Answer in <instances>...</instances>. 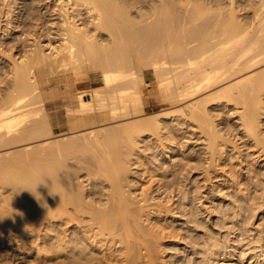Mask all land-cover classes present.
Returning <instances> with one entry per match:
<instances>
[{"label": "bare ground", "instance_id": "obj_1", "mask_svg": "<svg viewBox=\"0 0 264 264\" xmlns=\"http://www.w3.org/2000/svg\"><path fill=\"white\" fill-rule=\"evenodd\" d=\"M7 1H10V0H4V2H6L5 4H7ZM11 1H13V4H15L14 0H11ZM32 1H33L32 3L29 2V3H31V5L28 4L29 7L28 6L25 7V10L27 12L26 16H29L30 18L32 17V19L39 14V16L36 17L37 20H40L37 23L38 26L33 28L34 30L38 31V34H37V31L34 32V34L36 36L34 39L36 40L37 38H42V37H46L47 35H50L51 31L48 30L46 28V26L48 24V21L52 20L54 18L53 17L54 15H57L60 18V22H61V23L58 22V23H60V32L57 33V35L63 39V43L56 48L55 52H52V54H50L48 56L44 55L43 50H40L37 54L32 53L31 56H29L28 60H23V62L15 64V66H14V82H15L14 83L15 84L14 89L15 90H14V92H12L11 94L9 93V95H8V98H7L8 106H7V108H6V105L4 107L5 109L3 107H0V136H8V135L16 136L13 134L15 132H19L22 135H29V134L42 135L43 131L49 130L51 123L48 120V117L51 116L50 114H52V113L54 114V112H51L50 110H47L48 112L43 111L44 113L46 112L47 114L49 112H51V113L48 114L49 116L46 115L47 118L43 117V118H41L37 121H34V122H33L34 119H31L30 117L29 118L31 120L30 119L29 120L24 119L23 117H26L27 113L29 114V112L27 111L29 106L28 105L26 106V104L29 103V105H31L29 101H31L30 99H32V98H30L28 100L25 96L29 95L30 92H31V95H29L30 97L35 98V96L33 95L34 93H36V98L41 96L42 94L45 93V92L42 93V91H41L43 89V85L44 86L46 85L44 87L45 89L50 88V86L48 87V85H51V84H48V83L54 82L53 80H55V78H57V77H58V79H60L63 82L58 81L59 82L58 83L57 81H55V83L57 82V84L56 85L54 84V85L58 89L63 88V90L59 91V92H61L63 94V97L65 99L64 100L65 101V107H66L65 110H66V113L68 116L79 115V114L82 116V114L85 115L86 113L90 114V113H93L96 111L99 112L102 110L103 106H106L105 104H106L108 99L114 100L113 102H115V100L118 99L120 101H123V103L124 102L128 103V100L131 101V99H132L131 98L132 94L137 92V90H138L137 87H139L138 84H140L138 82V80H136V81L134 80L136 78L135 75H131L136 71L135 69H134L135 71L133 70V65H132L133 64V56L134 55L138 56L139 54H142L144 50H145V53L149 54L150 56L153 55L152 53H155L154 57H152V58H154L152 63H151V60L149 61L150 62L149 64H151L152 67H149V65L147 67L148 68H155V70H154L155 75L159 79L158 82L159 83L161 82L160 87H161V85L163 86V88H164L163 94H164V96H167L164 98H168V97L171 98L172 96H179V97L181 96L183 98L191 97L194 94H197L198 92H200L202 90H205L209 87H212L213 85H215V84H217V83L221 82L222 80H225L229 77H232V76L236 75L237 73L239 74V72L241 73V71H245L247 68H250V67H252V66H254V65H256V64H258L264 60V57L261 56V54L264 52V50L261 49L264 46V45H262L264 43V33L262 31H264V30L259 28L260 30H262V31H259V30H257L258 27L255 29L254 26H250L249 24H248L249 25L248 26L247 24H244V22H246L244 20H243L244 21L243 23L238 22L237 18H236V13L233 11L232 12L235 14V17H233L234 15L233 16L230 15L231 17L228 18V15H227L228 19L225 17L226 19L223 18L224 20L221 19V21H219V22H217L218 20L216 21V19L214 21L212 18V20L214 21L213 24L219 25L217 27H213L214 25H211L212 23H210V25H209L208 21H207V23H208L207 24L205 22L206 19L203 17V16L207 17V15L209 16L210 12H208L206 10L207 9L209 10V8H211V7L207 6L208 8L206 7V10H205V8L203 9V5L206 4V3L202 4V1H204V0L200 1V4H199L200 6L198 5V7L196 6L197 4L196 5L192 4L193 7L195 6V8H194L195 10L194 9L191 10L192 13L194 10V13L192 14L191 17H193L192 19H194V17H198V18L203 17L205 19L204 22L206 24L204 23L205 25L203 24L202 25L203 27H201L200 25H198V26L196 25V27L193 26L195 29L194 32L192 29L193 27L190 28V26H189V28L192 30V31L189 30V32L191 31L190 34L187 31H185L186 29H184L183 31L187 32L189 34V36L185 35L186 34L185 32L183 34L182 29H180V26H182V24L178 26V24L175 23V22H177L176 18L174 19V10L176 8L172 11L173 7L171 8L170 6H168L169 3L165 5L166 7L162 6L163 8L165 7L164 9L160 6L159 3H162V5H163L164 3H167L168 0H166V2H165V0L164 1L162 0V2H161V0H159L160 2L158 4L162 8V10H160L161 8L159 7L160 8L159 9L157 7L158 4H156L157 5L156 7H157V9H159L160 12L157 13L156 7H155L156 11L154 10L155 12L152 10L154 14L157 13L156 16L153 14V16H155V17L151 19L152 21L155 22V23L153 22L154 24H151L152 22H149V21H148L149 23L146 22L147 24L145 22H142L144 15L140 16L143 13H141L139 15L140 16L139 21L142 22L144 26L140 25L141 23L138 22V19H136V21L138 23L136 21H134L135 20L134 16H131V17H133L134 20L130 17V15H129L130 6L125 5L123 3L121 4L120 2H122V1H120V0H62L60 2L59 6H57V8H52V9L47 8V10L44 12L41 9V13H38L37 11H39V10L36 9V6L38 5V3L40 1L37 0L38 3L36 1L34 2V0H32ZM187 1H189V4H190V0H187ZM123 2H125V0ZM174 2H173V0H171L170 4L172 5V3L174 4ZM177 2H175V3H177ZM193 2L194 1H192L191 3H193ZM40 3H42V2H40ZM179 3H180V1H179ZM5 4H4V6H5ZM126 4H127V1H126ZM181 4H185V3L182 2ZM181 4H180V6H181ZM201 4H202V6H201ZM210 4H211V2H210ZM261 4H262V7L260 6ZM261 4L259 5L260 8L264 9V6H263L264 2ZM10 5L11 4L9 2V4H7L6 6L11 7ZM23 5L25 6V4H23ZM177 5H178V3H177ZM177 5L174 4V7ZM38 6L40 7V5H38ZM128 6H129V8H128ZM213 6H214V4H213ZM76 7H80V18H79V14L77 13L79 10L77 11ZM178 7H179V5H178ZM183 7H179V8L182 9ZM11 8H13V7H11ZM185 8H186V10H188L186 6H185ZM215 8H217V7H215ZM189 9H190V7H189ZM214 9L211 8V11L212 10L214 11ZM221 9L222 8H220L219 10L221 11ZM10 10H12V9H10V8L7 9L8 13L6 12V15L7 14L9 15ZM82 10H85V12L89 14L88 17L90 16L92 18L89 20L95 26L97 31H98V29L102 28L101 30H105V31L107 30V32L111 33V34L110 33L109 34L111 36H113V38H114L113 40H115V41H113L114 44H113V46H111V48L109 50L102 49L94 41V39H93L94 36H92V34H91L92 31L88 27H85V26L79 27V24L77 23V21L80 20V25L85 24L83 21L85 19L83 18L84 13L82 12ZM186 10L184 13L187 12ZM219 10H217L218 12L215 13V11H216V9H215L214 14H217V16H218ZM170 11H171V13H170ZM213 11L211 12V14L213 13ZM2 12L4 13V11H2ZM172 12H173V16H172ZM175 12H177V11H175ZM261 12H263V11L261 10ZM261 12L259 13L260 16H261ZM229 13H230V9H229ZM180 14H182V13H180ZM189 14H190V10H189ZM50 15H52L50 18H46L47 16L49 17ZM184 15H182V18H184L183 17ZM237 15H239V14L237 13ZM259 15L257 14V18ZM153 16H150V17H153ZM177 16H179V15L177 14L176 17ZM185 16H188V15H185ZM29 17H28V19H29ZM211 17H212V15H211ZM262 17H263V15H262ZM188 18L191 19L190 17H188ZM177 19L179 20V17ZM204 19H202V20H204ZM262 19H264V18H262ZM93 20H94V22H93ZM182 20L183 19H181L179 21H182ZM188 20H187V22L190 24V22ZM198 20H201V18ZM87 21L88 20H86V24H89V23H87ZM143 21H145V20H143ZM179 21H178V23H180ZM20 22H22V21H20ZM196 22H197V20H196ZM174 23L177 27H173ZM202 23H203V21H202ZM136 24L137 25L139 24L141 27L140 26L135 27ZM194 24H196V23H194ZM194 24H192V25H194ZM184 25H185V23H184ZM260 25H261V23H260ZM260 25H258V26H260ZM262 25H264V23H262ZM86 26H88V25H86ZM186 26H188V25H186ZM178 27H179V29H178ZM211 27L213 29H216V28H218V29L213 30V29H211ZM175 28H176L177 33L174 30ZM181 28H184V27H181ZM197 28H198V30H196ZM177 29L179 31H182V34H181V32H179L180 34H178ZM187 29H188V27H187ZM258 31L260 32V34ZM93 35H94V33H93ZM180 35L184 36V38L186 37V39L189 37L191 39L189 38V39L185 40L184 38H181ZM178 37H180L179 38L180 40L178 39ZM158 39H160L159 44L161 41L163 42L160 44L162 46H160L158 43H155V41L156 40L158 41ZM171 39H173V42L175 41L174 42L175 44H173ZM193 39H194V41H196V40L198 41V39H199L200 42H198L197 44L195 43L196 46L194 45V47H193V45L191 47H189L188 48L189 50L186 49V45L182 46L185 44L184 43L185 41H186V43H188V41H189V43H191V42L193 43V41H192ZM164 40L167 41V45H168V41H171V42H169L170 43L169 45L172 44L173 47L175 46L174 48H170L171 49L170 53H168V50L170 51V49H168V48L172 47V46L165 45L164 42L166 43V41H164ZM190 40H191V42H190ZM179 41H183V42H181L182 44H180ZM154 44L155 45L158 44V45L155 46ZM259 45H261V47L259 49H257L259 47ZM187 47H188V45H187ZM182 48H183V53H182ZM146 49H147V51H152L151 52L152 55L150 53H147ZM148 49H150V50H148ZM179 49H181V52ZM253 49L256 52H258L259 50H263V51L262 52L260 51L259 53L252 54L254 52ZM98 53H100L101 55ZM262 55L264 56V54H262ZM258 57H260V58H258ZM94 64L96 65V67L93 66ZM128 70H130V72L132 70L133 73L131 72V74H127V73H129ZM33 72L35 75L32 74ZM87 73L92 74L93 75L92 77L94 79L92 82L93 83V90L89 94L90 97H85L86 93H84V92H86V91L84 89H82L83 87L86 86V83L88 81V78L86 76ZM137 73H139V72H137ZM31 74L33 76L37 77V78L36 77L34 78L36 81H33L32 80L33 78L31 79V77H30ZM129 75L134 76L135 78L129 77ZM140 77L141 76H139L138 78H140ZM245 77H246L245 79L242 77V79H244L243 80L244 83L238 81L240 84L244 85L239 90V96H240V98H242L241 96H245L248 93H253V98L251 99L250 102L245 103V107H244L245 110H243L244 112L242 111L243 117H241V118H243L242 122L245 119L244 125L246 124L245 125V126H247L246 129L249 128L247 130L250 131L248 133H250V135L252 137L256 136V137H254L256 139V144L258 143L259 145H262V143L264 142L263 141L264 136H262V134H261V137L259 138V131L260 130H259L258 124H260V122H261V119H260L262 116L261 114L264 113L263 112L264 111V101H262L261 98H259L260 93H259V96L257 94L260 90L263 89L261 87L264 86V73L262 76L250 75V76H245ZM127 78H128V80L125 81V79H127ZM58 79H56V80H58ZM62 79H65L67 81L64 82V80H62ZM123 79L125 82H123L121 84H119L117 82V80H119V82H120V80H123ZM140 79H142V78H140ZM140 79H139V81H140ZM115 81L119 85L116 84L117 86L114 85L111 87H107V85L109 86L112 83H114ZM133 81H134V83L138 82L136 84V85H138V86H136L137 90H135L134 93L130 91L135 86ZM142 81H143V79L141 80V82ZM172 83H173V87L176 84L175 91L173 90L174 88L172 89L174 92L171 90L174 94L171 93L169 90L171 88L170 86H172L171 85ZM62 84L66 85V87L65 88L60 87ZM237 85H238V83H237ZM38 86H42V89L41 90L37 89V88H39ZM51 87H53V86H51ZM130 87H131V89H130ZM57 88H56V90H57ZM71 88H73V89H71ZM140 88H139V90H141ZM238 88H239V86H238ZM35 89H37V91H40L41 93H37V91ZM45 89H43V90H45ZM126 89L127 90L130 89L129 92H127ZM32 91L33 92L36 91V92L33 93ZM45 91L47 92V90H45ZM51 91H53V89ZM263 91H264V89H263ZM234 92H232V93H234ZM77 93H79L81 95H77ZM139 93H142V91ZM139 93H136V95L137 94L140 95ZM152 93H154V91ZM161 93H162V90H161ZM254 93L256 95H254ZM261 93H262V91H261ZM73 94H76V95H73ZM44 96H45V94H44ZM141 97H143V96L141 95ZM251 97H252V95H251ZM42 98H43V96H42ZM231 98H232V96L229 99H231ZM24 99H27L28 102H26V100H24ZM41 99L39 101L45 100L46 98L42 99V100ZM135 99H136V97H135ZM137 99L140 100L138 97H137ZM233 99H235V98L233 97ZM36 100H38V99H36ZM46 100H48V99H46ZM105 100H106V102H104ZM246 101H249V100H246ZM42 103L44 104V102H42ZM23 104H25V105H23ZM46 104H47V102H46ZM109 104H112V103H109ZM56 105H58V101H56V100L50 101L49 100V105H48L49 108L48 109L55 107ZM116 105H118V104H116ZM23 106L26 107V111H27V112H25L26 114L23 113L25 111V109H24L25 107H23ZM41 106H42V108H44L43 110H45L44 105L41 104ZM118 106L120 107V104ZM106 107L108 108V106H106ZM1 108H3V109H1ZM118 108H116V109H118ZM20 109L24 110V111H22V113H19ZM32 109H34V108H32ZM32 109H30V111ZM104 109L106 110V108H104ZM109 109H110V107H109ZM17 111H18V115H17V113L15 114V112H17ZM261 112H263V113H261ZM19 114H22V115L25 114V116L24 115L21 116ZM28 114H27V116H28ZM29 115H31V114H29ZM86 116H87V114H86ZM83 118H85V117H82V118H76V117L72 118L71 117L72 123H70V124H79L80 123V125H82L85 123V119H83ZM23 120H26L24 122L31 121V122H33V124L31 123L30 124L31 126L28 124V127L25 128L26 123H24ZM50 120L52 121V119H50ZM21 122L24 123L25 126H24V124L22 125ZM20 124L23 126V128H21V129L19 128V127H21ZM261 124H263V123H261ZM245 126H244V128H245ZM134 130H135V127H134ZM137 132H138V135H140L139 131H137ZM140 132H142V130H140ZM213 133L211 134V136L213 135ZM133 134H135V133L133 132ZM126 135L127 134H125L123 137L122 136H118V137L120 139H121V137L125 139ZM257 135H258V137H257ZM111 136H112V134H111ZM111 136L109 135V137H108V135H107L108 139H110ZM135 136L137 137L136 134H135ZM128 137H126V138L129 139ZM130 137H132V136H130ZM217 137H218V135H217ZM261 138H263V140H261ZM96 139L98 140V137ZM96 139H94V140H96ZM127 139H126V141H127ZM213 139H215V138H213ZM2 140L3 139H1V141ZM90 140L94 141L93 139H90ZM140 140L142 141V139H140ZM99 141H96V142L99 143ZM124 141L125 140H123V142ZM130 141H133V142H129V144L132 143V145H133V143H134V145L136 147L138 146L137 143L135 144V142H137V141H135L134 138H133V140H130ZM4 142H6V141H3V144H6V145L8 144V143H4ZM121 143L122 142H120V145H121ZM87 144H90V143H87ZM124 144H126V142H124L122 144L123 147H124ZM6 145H4V146H6ZM95 145L98 146V144H95ZM95 145L93 144V146H95ZM132 145L129 146L128 148L125 147V150H126V148L129 150L130 147H132L133 149H130L129 151L126 150V151L127 152H130L131 150L135 151L136 150V149H134L135 146L134 145L132 146ZM90 146H92V145H90ZM101 146H103V145L101 144ZM101 146L98 149L99 152L101 151ZM114 146L116 147V145H114ZM125 146H127V144ZM262 146L264 147V144ZM106 147L108 148V146H105V149H107ZM89 148H91V147H89ZM47 149L48 148H46L45 151H47ZM69 149L70 148H68V151H69ZM80 149H81V146H80ZM116 149L117 148H115V150ZM119 149H121V148H119ZM212 149L213 148H211V150ZM33 150H35V149H33ZM51 150H53L52 147L50 148V151ZM61 150L63 151V149H61ZM102 150H104V147ZM122 150H124V148H122ZM41 151H39V153H35L31 156H35L37 154L39 156V155H41L40 154ZM50 151L48 150V152H50ZM62 151H61V153H62ZM94 151H96V150H94ZM133 151H131L132 154H133ZM140 151H141V149H140ZM36 152H37V150H36ZM65 152L69 155V153L67 151H65ZM72 152L73 151L70 150V153H72ZM96 152L100 156V159H102V157L105 155L104 153H103L104 155H100L98 151H96ZM101 152H103V151H101ZM116 152H119V150L118 151L116 150ZM215 152L214 153L211 152V153L215 155ZM262 152H264V151H262ZM45 153H47V152H45ZM53 153H55L54 150H53ZM94 153L95 152H93V154ZM131 153H130V155H132ZM143 153H144V151H143ZM44 154L42 155V156H44V158L42 157V159H45V156H49V155H46V154L44 155ZM47 154H49V153H47ZM88 154H86L87 156H85V158H83L84 157L83 155H80V157L83 156L82 157L83 161L84 160L87 161L86 163H84V166L82 165V168L83 167L86 168L85 164L88 166L92 165L88 162L89 161L87 159V157H89ZM107 154L109 155V152ZM118 154L120 155L119 156L120 158L123 156V154H120V153H118ZM14 155H16V154H14ZM52 155H51V157H54V155L53 156ZM64 155L67 156L65 153H64ZM64 155H62V156L64 157ZM72 155L70 154L71 158H72ZM112 155H113V153H112ZM127 155H128L127 158L131 157L129 154H127ZM136 155H138L137 152H136ZM55 156H56V154H55ZM73 156H75V155H73ZM97 156H95V157H97ZM105 156H104V158L106 159L107 156L106 157ZM51 157H49V158H51ZM95 157H92V158H95ZM124 157H126V156L124 155ZM124 157H122V162H123ZM134 157L135 156H133V158ZM31 158H28V159H31ZM35 158H33V159H35V161L30 162V163H28L29 161H27V160H25L26 163H24L23 162L24 159L21 161V163L18 162L17 159H14L15 162H12V164L8 163V164H10L8 167H11V165H13L12 168H10V170L12 171L11 176H9L11 173V171H9V168L7 166H5V164L4 165L0 164V185L4 184V183H2V180H5L7 178L8 174H9L8 175L9 177L13 176L12 178H15V180H16L14 183L15 187L13 188L14 191L16 189V192H14V193L18 192L17 193L18 197L19 198L22 197L21 202L23 203L25 201L27 203H24V205L28 204L30 206L29 207L26 205L27 210L29 207V210L31 208V210L33 211L32 215L28 214V213H27L28 214L27 215L26 214V208H25V210H23V211H25L24 212L25 215H24L22 213L23 211L21 212L22 208L21 209L19 208L16 210H19L21 212V214L18 211L19 215H17V212H16L15 216H14V212H13V214H11L12 208H10V205H9L8 208H10L11 213L9 212L8 208H7L8 211L6 212V215L4 214V211H2V212H3V216L5 215V218L7 216V220H9V218H10V220H9L10 225H13L11 227H8L6 225L7 222L4 221V217L0 213V243L2 244V243L10 242L9 247L12 248V251L10 250V252H5V254L0 253V264H12L14 262L15 258L17 256L19 257L21 255H25V259H26V255H28V254L30 255V253L32 252V249L35 250L36 257L43 260V261L38 262L37 264H45L48 262H52L53 264L54 263H56V264H157V260L160 257V253H162L161 252V250H162L161 245L163 243H166V242H164V240L162 241L164 236H162V238H160L159 234H162V235L165 234V235L170 236V235H172V233L168 230L166 231L165 225H162V226L157 225L158 228H156L157 227L155 225L156 221L154 222L153 226L151 223L150 228L145 226L143 224V222L148 220V223L150 224L149 221H151L150 220L151 217H154L153 214H155L156 212L160 213L162 211H168L171 208H170V205L167 204L168 202L166 203V202H164V200L162 201L161 199H160L161 202H159V200H156V199H155L156 203L151 202V201H154L153 200L154 197H152L153 194H150L151 191H153V190H150V191L147 190L148 192L144 191L145 193H143V194L141 192L142 196H138V194L135 195V192H133V190H132L133 187H130L132 185H130L129 181H128V185L130 188L126 187L127 184L125 185L126 181L124 179L127 178V175H128V174H126V171L127 172L129 171L128 173H130L131 172L130 169L132 168V165L134 164V163L133 164L130 163L131 161H129L132 157L128 158L129 163H127L126 165L123 164L124 162L122 163L120 161L121 160L120 158H119V160H115L117 157L110 159V160H112L111 162L109 161V159L108 160L106 159L107 164L105 163V165H103L104 160L100 161V159L97 157V160L99 159L98 162L99 161L101 163L103 162L102 164L100 163L101 166L102 165L104 166L103 168H100V165L97 164L98 168L102 169V171L103 170L105 171V172L103 171V173H100V174L101 175L104 174L105 176L108 177V178L103 177V179H110L111 180V182L109 180L110 186L107 185L108 187H110V191H109L108 187L106 188L109 191L108 193H105L102 191L105 188H102L100 190V192H99V190H97L98 188L95 189L100 184L98 186H97V184L93 185V186H96L93 189H90V187H89L90 190H88V189L86 190V188L84 190V189H81V187H85L86 185L81 183V184H79L80 188L77 189V187L74 186V185H76V183L75 182L72 183V182L75 181L74 178L78 176L77 174L79 172L76 173V176L73 177L75 168L72 166V164L74 161H72V163H70V161H69L70 158L68 159L69 164H67L68 163L67 161L65 162L64 158H63L64 159V161H63L61 156H60V158L58 157L60 159V161H58L59 159H56L54 157L57 160V162L53 158L52 159L54 160V162L53 161L49 162V159H47V157H46V160H41V159L39 160L38 158H40V157H35ZM61 159H62V161H61ZM140 159H139V162L141 163L142 160H140ZM73 160H75L74 157H73ZM94 160H96V159H94ZM113 160H115V161H113ZM124 160L126 161V159H124ZM133 160L135 162V158ZM8 161H10V160H8ZM1 162L6 163V161H4V160H2ZM81 162H82V160H81ZM98 162H96V163H98ZM137 162H136V164H138V166H139V163H137ZM13 163H15V164H13ZM76 163H78V160ZM180 163H182L181 160H180ZM70 164L74 168V170H71V168H69ZM146 164L147 163H145V165ZM77 165H79V164H77ZM77 165L75 166L76 169L78 168ZM141 165H143V163ZM189 165H191V164H189ZM64 166L65 167L68 166V168H69V170H68V168L66 169L67 173L64 172V168H65ZM94 166H96V165H94ZM254 166H256V165H254ZM80 167H81V165H80ZM150 167H151V165H150ZM62 168H63V171H62ZM82 168H81V170L87 169V168L86 169H84V168L82 169ZM92 168H93L92 166H91V168L89 166L87 169V171L89 169H90L89 171H91L89 173V175L90 174L93 175V172H92L93 169ZM98 168H96L97 170H95V167H94V172L95 171L101 172V170H99ZM126 168L129 170H126ZM257 168L258 167H254V168L250 167L249 168L250 170H248V174L250 173L251 175L257 176L258 180H260L262 185H264V173H263L264 170L261 171L259 168V170H260L259 171ZM137 169H138V167H137ZM146 169H147V167H146ZM181 170H183V169H181ZM189 170H191V169H189ZM135 171L137 172L138 170H135ZM146 171H145V173H146ZM150 171L152 172V170H150ZM97 172L94 174V176H93L94 178H95V175L97 174ZM138 172H143V171H138ZM13 173H15L16 176H14ZM178 173L180 174L181 172H178ZM182 173H184V172H182ZM100 174H99L98 179L102 178L100 176ZM137 174H139V173H137ZM89 175L86 174V176H88L90 178ZM150 175H152V173L149 174V176ZM174 175H175V173H174ZM184 175H183V177H184ZM82 176H83V174H82ZM82 176H81V178H82ZM86 176L84 175V177H86ZM96 176H98V175H96ZM239 176H240V178L239 179L237 178L233 184L234 187L236 186L235 189L236 188H239L240 190H243V188L249 189L250 186L246 185L245 187H242L241 185H242V183H244V182H242L243 179H246V178L249 179L250 175H247V174L245 175V174L241 173ZM128 177H129V175H128ZM177 177L178 176H176V178ZM12 178H10V179H12ZM81 178H80V180H81ZM90 179H92V176ZM98 179H96V180H98ZM178 179H179V177H178ZM87 180H88L89 186L90 185L92 186V184H90V183L94 184V182H90L89 179H87ZM92 180H94V179H92ZM123 180L125 181V183ZM127 180H128V178H127ZM10 181L7 178L6 183H9ZM13 181H14V179H13ZM13 181H11L10 184ZM82 181H80V182H82ZM100 181L101 180H98L97 182H100ZM76 182H77V179H76ZM247 182H248V180H247ZM166 183H168V182H166ZM77 184H78V182H77ZM249 184H250V182H249ZM79 185H78V187H79ZM164 185L165 184H163V183L161 185L159 183V187H157L161 191V193H165V192L167 193L170 189V188L168 189V187H165ZM7 186H8V184H7ZM103 186H105V184ZM134 186H136V185H134ZM12 187H13V185H12ZM28 188L30 190H32L31 192L34 194L33 195L31 193L34 196V197L31 196L32 199H30V197H28L27 194H26V196L28 197V199H26L27 197L23 194V193L28 192L27 191V190H29ZM221 188L222 187H220V189ZM158 189H157V191H158ZM262 189L264 190V186L262 187ZM74 190H77V191L74 192ZM78 190H80V193H78ZM10 192H11V190H10ZM70 192H73L72 197L69 194ZM263 192L264 191L261 192V195ZM76 193L80 194V202L78 205H77L78 202H75V201H77L76 199H78L77 197H79V196H76L77 195ZM19 194L22 196H19ZM68 194L70 196H67ZM261 195H260V197H261ZM23 196L26 197V198L24 197V201H22ZM257 196L259 197V195H256L255 197L257 198ZM9 197H10V195H9ZM74 197H75V200H74ZM263 198H264V196H263ZM261 199L262 198H260V201L257 199L258 202L255 201L256 203L255 204L253 203L251 205L252 209L254 210V215H256V214L258 215L259 210L264 211V199L263 200H261ZM167 200H169V199H166L165 201H167ZM73 202H74V204H71ZM15 203H17V202H15ZM13 205H14V203H13ZM13 205L11 207H14V209H15V206H13ZM21 205L22 204H19V206H21ZM68 205H69V207H70V205H72V206L75 205V209H76V206H79L80 209H79V207H77V210H79L80 213L77 210H75V211H77V213L71 212L70 210L67 211ZM3 206H6V203ZM17 207H18V205H17ZM4 208L6 209V207H4ZM249 209L252 210L250 207H249ZM249 209H247V210H249ZM29 210H28V212H29ZM32 211H30L29 213H31ZM256 211H258V212H256ZM8 212L12 215V217H10L11 216L10 215L8 218V215H7ZM248 212H251V211H248ZM251 213H249V214L252 215L253 213L252 214ZM254 215H252V216H254ZM198 220L199 219H197L196 221H198ZM245 220H243V221H245ZM200 221L201 220H199L198 222H200ZM246 221H248V220H246ZM71 222H72V224H71ZM69 223L71 225H69ZM248 224L250 226V229L253 230L254 227L251 226L250 222L249 223L245 222V225H248ZM64 225H68V226L66 227ZM245 225H243V228H242L243 230L246 229V228L244 229V227H246ZM14 226L16 228H13ZM167 226H168V224H167ZM5 227H7V228H5ZM252 227H253V229H252ZM222 228H219V229H222ZM238 228L240 229V226ZM210 229H209L210 231L206 230L208 232V236L206 235L207 236L206 239H209L208 237H211L213 239L215 237L214 235L217 233L216 228L215 229L210 228ZM242 229H241V231H243ZM206 231H205V233H206ZM219 231H221V230H219ZM241 231L239 230V232H241ZM246 231H248V230H246ZM239 232H238V234H239ZM256 232L257 233L264 232V228L263 227L256 228ZM230 233H231V231H230ZM243 233L244 234L246 233L245 236ZM73 234H75V235H73ZM241 234H239L243 237V238L240 237L241 239L246 238L245 240H247L249 238V234H247V232L244 231V232H241ZM239 235H237V236L239 237ZM263 235L262 234L258 235V241L260 243L264 239ZM241 239L239 240V242L241 241ZM208 242H209V240H208ZM211 242L212 241H210L211 246H208V247H210L213 251L215 249L214 246L217 245V242L216 243H214V242L211 243ZM239 242L237 241V243L235 244L237 247H239V245H241L243 240L240 243ZM258 247L264 251V248H263L264 243H261ZM193 250L195 252H197V249H193ZM37 254H39V255H37ZM40 254H42V255H40ZM213 254H217L215 259H217L218 263L227 264V261H228L227 257H225V256L221 257V253L217 252L216 250L212 252V255ZM251 254H253V252H251ZM255 255H256V253L253 254V256H255ZM31 256H32V254H31ZM245 257H246V255L243 254L242 259H244ZM11 258H14V260ZM10 259H11V261H9ZM39 259H38V261H39ZM28 260L26 262L29 263L30 260L29 261ZM256 261H257V264H264V258L263 259L256 258ZM30 263L32 264L33 262H30ZM48 264H50V263H48Z\"/></svg>", "mask_w": 264, "mask_h": 264}, {"label": "rangeland", "instance_id": "obj_2", "mask_svg": "<svg viewBox=\"0 0 264 264\" xmlns=\"http://www.w3.org/2000/svg\"><path fill=\"white\" fill-rule=\"evenodd\" d=\"M35 1L38 3L37 0H34V2ZM39 1L42 3L39 2L38 5H40V7L37 5L36 9H38L40 11V12L37 11L38 13H41V9L44 12L47 10V8L48 9L49 8L50 9L57 8V6H59V4L62 0H39ZM120 1H122V2H120L121 4L123 3L125 5L130 6L129 15H130V17L134 16L135 20L133 19V17H131L134 21H136V19H138V22H140L139 17L144 15V18L143 17L142 18L145 21L142 20V22L146 23L149 21V22H152L151 24L155 23L151 19L154 18L158 12H160L159 9L162 6H165L166 4L169 3L168 6H170L171 8L173 7L172 11L176 8L174 10V19L176 18L177 22H175V23L178 24V26L182 24V26H180V29H182V31L184 29H186L185 31H187L189 34L192 31L190 28H192L193 26L196 27V25L197 26L200 25L201 27H203L202 25L205 22L207 23V21H208L209 25H210V23H212L211 25H214L213 23H214L215 19H216V21L218 20L217 22H219V21H221V19H223L225 17L227 18V15H228V18L233 16V15H234L233 17H235V14L233 12L236 13V18H237L238 22L243 23L244 21H246V22H244V24H247V25L249 24L250 26H254L255 29L258 27L257 30H259V31H262L260 29L264 30V27H263L264 25H262V23H264V19H262V18H264V9L260 8V6L262 7L261 3H263L264 0H206V1L205 0L204 1L192 0V1H194L193 3H191L192 1L190 0V4H189V1H187V0H177L178 2L176 0H173V2L175 1L178 3L179 7L184 6L182 9L179 8L177 3H175V2H174V4L177 6L174 7L173 3H172V5H173L172 6L170 4L171 0L170 1L168 0L167 3L163 2L164 3L163 5H162V3H159L160 2L159 0H125V2H123L124 0H120ZM126 1H127V4H126ZM179 1H180V3H179ZM200 1H202V4L206 3L205 5H203V9L205 8V10H206L207 6L213 8V9L215 7H217V8H215L216 11L214 9V11L216 13V12H218L217 10L222 8L221 11L219 10V15L220 14L221 15L217 16V14H214L213 10H212L213 13L211 14L212 11H211V8H209L210 11L208 9L206 11L210 12V14L208 13L210 17L208 15H207L208 18L203 16L206 19V21L203 17H199V18L194 17V19H192L193 17H191V16L195 10L194 9L195 6L193 7V5L197 4L196 6L198 7V5L200 4ZM9 2L11 4L10 6L13 8L6 6L7 4H9ZM29 2L32 3L33 1L32 0H18V1L14 0L15 4H13V1L10 0V1H7V4H5L6 2H4V0H0V107H3V108L5 107V105L7 108V106H8V103H7L8 95H9V93L11 94L15 90L14 89V86H15V84H14L15 83L14 82V66H15V64L21 63V62H23V60H28L29 56H31L32 53L37 54L40 50H43L44 55L48 56V55L52 54V52H55L56 48L63 43V39L57 35V33L60 32V23H61L60 18L57 15H54L53 16L54 18L52 20L48 21V24L46 26V28L51 31L50 35H47L48 37L46 36V37H42V38H37L36 40L34 39L36 37L34 32L37 30H34L33 28L38 26L37 23L40 20H37V18H36L39 16V14L36 17H34L33 19H32V17L30 18L29 16H26L27 12L25 10V7H27V6L29 7L28 4L31 5V3H29ZM161 2H162V0H161ZM165 2H166V0H165ZM182 2H184L185 4L187 2L188 3L185 5V4H181ZM210 2H211V4H210ZM158 3L160 4L161 7L159 6ZM4 4H5V6H4ZM23 4H25V6ZM156 4H158V6ZM180 4H181V6H180ZM202 4H201V6H202ZM213 4H214V6H213ZM129 6H128V8H129ZM156 6L158 8L159 7L160 8L157 9ZM185 6L187 7L188 10H186ZM263 6H264V4H263ZM7 7L12 9V10H10L9 15L8 14L6 15V12L8 9ZM155 7L157 9L156 14L153 13L154 10L156 11ZM189 7H190V9H189ZM162 8L160 10H162ZM76 9H77V11L79 10L77 13L79 14V18H80V7H76ZM184 9L188 13L187 12L184 13L185 12ZM192 9H194L193 13L191 12ZM229 9H230V13L233 11L231 14L229 13ZM189 10H190V14H189ZM261 10L263 12H261ZM2 11H4V13ZM175 11H177V12H175ZM82 12L84 13L83 18L85 20H83V21L85 24L80 25V20H79V21H77V23L79 24V27H83V26L88 27L94 33V35H93V33L91 32L92 36H94L93 37L94 41L102 49L109 50L111 48V46H113V44H114L113 41H115V40H113L114 39L113 36L110 35L111 33L107 32V30L106 31L101 30L102 28L98 29V31H97L95 26L89 20V19H92L90 16L88 17L89 14L86 13L85 10H82ZM260 12H261V16L259 15ZM141 13H143V14H141ZM170 13H171V11H170ZM180 13H182V14H180ZM237 13L239 15H237ZM153 14L155 16H153ZM177 14L179 16L176 17ZM184 14L188 15V16H185ZM257 14L259 15L258 18H257ZM182 15H184L183 16L184 18H182ZM211 15H212V17H211ZM262 15H263V17H262ZM51 16L52 15H50L49 17L47 16L46 18H50ZM150 16H153V17H150ZM172 16H173V12H172ZM28 17H29V19H28ZM178 17H179V20H181V19H183V20L179 21L177 19ZM188 17H190L192 20L189 19ZM200 18H201V20H198ZM212 18L214 21L212 20ZM202 19H204V20H202ZM86 20H88L87 23H89L90 25L86 24ZM187 20L190 22V24L187 22ZM196 20H197V22H196ZM20 21H22V22H20ZM178 21L180 23H178ZM202 21H203V23H202ZM58 22H60V23H58ZM93 22H94V20H93ZM142 22H140L141 23L140 25H143ZM175 23H174L173 27H177L175 25ZM184 23H185V25H184ZM194 23H196V24H194ZM260 23H261V25H260ZM192 24H194V25H192ZM86 25H88V26H86ZM140 25L136 24L135 27L140 26ZM186 25H188V26H186ZM258 25H260L261 27ZM189 26H190V28H189ZM217 26H219V25H214L213 27H217ZM181 27H184V28H181ZM187 27H188V29H187ZM194 27L192 28L193 32L195 31ZM178 29H179V27H178ZM211 29H213V28L211 27ZM217 29L218 28L213 29V30H217ZM174 30L177 33L176 28ZM189 30H191V31L189 32ZM196 30H198V28ZM182 31L178 30V34H180L179 32H181V34H182ZM185 31H183V34ZM187 32H185L186 33L185 35L189 36V34ZM262 32L264 33V31H262ZM37 34H38V31H37ZM259 34H260V32H259ZM179 38L180 37H178V39ZM181 38H184V36H181ZM189 38H187V39H189ZM184 39L187 40L186 37ZM159 41H160V39H158V41L156 40L155 43L159 44ZM164 41H166V40H164ZM171 41L173 42V39H171ZM171 41H168V45H167V41H166V43L164 42V44L167 46H172V44L169 45L170 44L169 42H171ZM192 41H193V43L191 42V40H190L191 43H189V41H188L189 44L186 43V41H185L184 42L185 44L182 46L186 45V49L189 50L188 49L189 47H191L192 45L194 47V45L196 46V44L198 42H200L199 39H198V41L197 40L194 41V39ZM174 42H173V44H175ZM179 42H180V44H182L181 42H183V41H179ZM161 43H163V42L161 41L160 44ZM158 44H156V45H158ZM187 45H188V47H187ZM262 45H264V43ZM160 46H162V45H160ZM174 47L172 46V47H169V48L167 47V48L170 49V48H174ZM260 47H261V45H259V47L257 49H259ZM261 49L264 50V46ZM148 50H150V49H148ZM179 50L181 52V49H179ZM255 50L252 54L259 53L260 51L261 52L263 51V50H259V51L257 50L258 52H256ZM146 52L151 54L152 51H147V49H146ZM170 52H171V49H170V51L168 50V53H170ZM100 53H98V54H100ZM144 53H145V50L143 51L142 54H139L138 56H136V55L133 56V64L132 65H133V70L134 69L136 70V71L134 70L135 74L132 72V70H131V72L133 74H131L130 70H128L129 73H127V74H131V75H135L136 78L134 76H131V75H129V77L135 78L134 80L135 81L138 80V82L140 83V84H138L139 87H137L138 90L136 89V86H138L136 84L138 82L134 83V81H133V83L135 84V86L134 85L133 86L135 88L133 87L131 89V87H130L131 90L129 89L133 93L135 92V90H137V92H135L131 96V98L133 100L136 97V99L134 101L130 98L131 101L128 100V103H126V102L123 103V101H120L118 99H116L115 102H113L114 100L108 99L107 102H106V100L104 101V102H106L105 105L108 106V108L106 106H103L102 110L99 112L96 111V112H93L90 114L86 113L87 116H86V114L85 115L82 114V116L80 114L68 116L66 113V110H65V108H66L65 107V101H64L65 99L63 97V94L61 92H59V91H62L63 88L58 89L57 87H55L57 82L61 81L60 79H58V77L55 78V80H53L54 82L48 83V84H51V85H48V87L50 86V88L45 89L44 87L46 85L45 86L43 85V89L47 90V92L42 89V86H38L39 88H37V89H40V90L42 89L41 91H42V93L45 92L44 93L45 96H44V94H42L41 96L36 98V93H34V92H36L37 89H35L36 91H34V92L32 91L34 93V94L33 93L32 94L35 96V98L29 96V95H31V92H30V94L28 93L29 95H26L25 97L28 100L30 98H32L33 100L30 99L31 101H29L32 106L29 105V103H27L26 106L28 105L30 109H32V108H34V109H32L30 111V109L27 107L29 109V110L27 109V111L33 117L31 115H29L28 113H27L28 114V116H27V114L25 113V112H27L25 106H23V107H25L24 108L25 111L20 109L19 113H22V111H24L23 113L26 114V117H23V118L26 120L27 119L29 120L30 118L34 119L33 120V122H34V121H37L43 117L47 118V116H49L48 115L49 113L54 112V114L52 113L53 115L50 114L51 116L48 117V120L50 121L51 126H50L49 130L43 131L42 135H37V134L36 135H33V134L22 135L19 132H15L13 134L16 136H12V135L0 136V162L2 160L6 161V163L1 162L0 164H3V165L5 164V166L8 167L10 165L8 163L12 164V162H15L14 159H17V161L20 163L23 159H24L23 160L24 163H26L25 160L29 161L28 163H30V162L35 161V159H36L35 157H40V158H38L39 160L40 159L46 160V157H47V159H49V162H52V161L54 162V160L59 159L60 156L62 159L63 158L65 159V162L66 161L68 162L69 158H70V160H69L70 163H72V161H74L76 163L78 160V163L75 164L73 162V164H72V166L75 168V171H74L75 175L72 173L73 177L76 176V173L79 172L77 174L78 176L74 178L75 181L72 182V183H74V182L76 183V185H74V186H76L77 189H79L80 188L79 184L82 183V184H85L86 186L84 185L85 187H81V189L85 190V188H86V190L87 189L90 190V189H93L94 187H96L93 185L97 184V186H98L100 184L95 189L98 188L97 190H99V192H100V190L102 188H105L102 191L105 193H108L110 191V187H108L107 185L110 186L111 180L110 179H103V177L105 178L107 176H105L104 174L103 175L100 174V173H103V171H104V170L102 171V169H100V168L104 167L103 165H105L106 159L107 160L109 159V161L111 162L112 160H110V159H113L115 157L118 158L120 156L118 153L123 154V156L121 155L122 157H124V155L126 156L123 158L124 163L122 162V157L121 158L119 157V158L121 159L120 161L124 165L129 163V161H131L130 163H132V164L134 163L133 165L131 164L132 165V168L130 169L131 174L128 173L129 171L128 172L126 171V174L129 175V177L127 175L128 180H127V178L124 179L126 181V183L123 180L125 185L127 184L126 187L127 188L133 187V189H132L133 192H135V195L138 194V196H142L143 193L148 192L147 190H149V191L153 190V191H151L150 194H153L152 197H154V199H153L154 201H151V202L156 203L155 199L159 200V202H161V200L162 201L164 200V202H166V203L168 202L167 204L170 205V208H171L168 211H162L160 213L156 212L155 214H153L154 217L150 218V220H151V221H149L150 224L148 223V220L143 222V224L145 226L150 228L151 223L153 226L154 222L156 221L155 222L156 226L157 225L158 226L165 225L166 231L168 230L172 233V235H170V236L165 235V234L164 235L159 234L160 238H162V236H164L162 241L164 240V242H166V243H163L161 245V248H162L161 252L162 253H160V257L157 260V264H221V263L217 262V259H215L217 254L212 255V252L215 250L217 252L221 253V257L225 256L228 258L227 264H257L256 258H258V259L264 258V251L258 247L261 243H264V239L261 241V243L258 241V235L259 234L263 235L264 232H259V233H257L258 231L256 232V228H260V227L264 228V211L259 210V214L254 215V210L252 209L251 205L253 203L255 204L256 202H258L257 199L259 201H260V198H262L261 200L264 199L263 198L264 192L262 193L263 196L261 195V192L264 191L262 189V187L264 185H262L261 181L258 180L257 176L251 175L250 173L248 174V170H250L249 169L250 167H252V168L258 167L257 168L258 170H259V168L261 171L264 170V152H262V151H264L263 150L264 147L262 146L264 144V142L262 143V145H259L257 143L259 145L258 146L256 144V139L254 138L256 136L252 137L250 135V133H248V132H250L247 130L249 128L246 129L247 126H245L246 124L244 125L245 119L242 122L243 118H241V117H243L242 111L245 110L244 109L245 103H248L251 101V99L253 98V93H248L249 95L247 94L245 96H241L242 98H240L239 90L244 85L240 84L238 81L244 83L243 80L246 78L245 76H250V75L262 76L264 73V60L261 61L260 63L256 64V65L250 67V68H247L245 71H241V73L239 72V74L237 73L236 75L229 77L225 80H222L221 82L213 85L212 87H209L205 90L198 92L197 94H194L191 97L183 98L181 96L180 97L179 96H172L171 98H169V97L164 98L167 96H164V94H163L164 88L162 85H161L162 88L160 87L161 82L160 83L158 82L159 79H158V77H156L155 72H154L155 68H148L147 67L148 65H149V67H152L151 64H149L150 63L149 61L151 60V63H152V61L154 60V58H152V57H154L155 53H152L153 54V55L151 54L152 56H150L149 54H146V53L144 54ZM182 53H183V48H182ZM262 54H264V52ZM262 54H261V56L264 57ZM258 58H260V57H258ZM93 66L96 67L95 64ZM137 72H139V73H137ZM32 74H34V72ZM32 74L30 76L31 79L33 78L32 80L36 81L34 79L36 76H33ZM86 76L88 78V81L86 83V86L83 87L82 89H84L86 91V92H84V93H86L85 97H90L89 94L93 90V83L92 82L94 79L92 77L93 76L92 74L87 73ZM139 76H141L140 78L143 79L142 82H141L142 79L138 78ZM242 77L244 79H242ZM56 79H58V80H56ZM65 79H62V80H64V82H65V81H67ZM139 79H140V81H139ZM126 80H128V78L125 79V81ZM55 81H57V82L55 83ZM125 81H124V79L120 80V82H119V80H117V82L119 84H121ZM61 82H63V81H61ZM115 82L112 83L113 85L112 84L109 86L107 85V87L119 85L117 82L116 83ZM237 83H238V85H237ZM63 85L64 84H62L60 87L65 88L66 85H64V86ZM171 85L172 86H170L171 88L169 90L171 93H173L175 91L176 84L174 85V87H173V83ZM51 86H53L54 88ZM238 86H239V88H238ZM56 88H57V90H56ZM139 88L141 90H139ZM261 88L264 89V86ZM52 89H53V91H51ZM71 89H73V88H71ZM263 89L260 90L257 94L259 96V93H260L259 98H261L262 101H264ZM129 90H127V92H129ZM161 90H162V93H161ZM141 91H142V93H139ZM153 91H154V93H152ZM261 91H262V93H261ZM232 92H234V93H232ZM37 93H41V92L37 91ZM136 93H139L140 95H138V94L136 95ZM73 95H76V94H73ZM77 95H81V94L77 93ZM141 95L143 97H141ZM251 95H252V97H251ZM254 95H256V94L254 93ZM42 96H43V98H42ZM231 96H232V98L229 99ZM40 97L42 99L46 98L48 100H46V99L42 100ZM137 97L140 100H138ZM233 97L235 99H233ZM39 98L42 101H39L40 100ZM27 99H24V100H26V102H28ZM36 99H38V100H36ZM245 99L249 100V101H246ZM49 100L50 101H55V100L58 101V105L48 109L49 108L48 107ZM45 101L47 102V104ZM39 102L42 105H44L45 110H43L44 108H42V106ZM42 102H44V104ZM107 103L108 104L112 103L113 105L112 104L108 105ZM115 103L118 105L120 104V107L118 105H116ZM23 105H25V104H23ZM109 107H110V109H109ZM3 108H1V109H3ZM104 108H106V110ZM116 108H118V109H116ZM47 110H50L51 112H49L48 114L46 112L45 113L43 112V111H47ZM263 112H261V113H263ZM16 113L18 115V111L15 112V114ZM25 114H23V115L25 116ZM19 115L23 116L22 114H19ZM261 115H262L260 118L261 122H260V124H258L259 130H260L259 131V138L261 137V134H262V136H264V113ZM71 117L72 118L73 117L74 118L75 117L76 118L85 117V118H83V119H85V123L82 125H80V123L79 124H70V123H72ZM50 119H52V121ZM26 120H23V122ZM33 122H31V121L24 122V123H26L25 128L28 127V124L29 125L31 123L33 124ZM24 123L21 122L22 125ZM261 123H263V124H261ZM21 124H20L21 127H19L20 129L23 128V126ZM24 126H25V124H24ZM244 126H245V128H244ZM134 127H135V130H134ZM140 130H142V132H140ZM132 131L137 135V137L135 136V134H133ZM137 131H139L140 135H138ZM211 132L212 133L214 132L212 136H211V134H212ZM111 134L113 137L111 136ZM125 134H127V135L125 136V139H124L122 137ZM107 135H108V137L110 135L111 138L108 139ZM217 135H218V137H217ZM118 136H122L121 137L122 140ZM130 136H132V137H130ZM97 137H98V140L96 139ZM126 137H128L130 140H133V138H134V140L137 141V142H135V144L137 143V145H138L137 147L133 143V145L136 147V148L134 147V149H136V150L135 151L131 150V151H133V154L135 153L134 155L131 153V151L130 152L126 151V150H128L127 148L132 145V143H130L131 144L130 145L129 142H133V141H130L129 139H127ZM212 137L215 139H213ZM257 137H258V135H257ZM1 139H3V140L1 141ZM90 139H93V140L96 139V140L92 141ZM126 139L128 142L126 141ZM140 139H142V141ZM123 140H125L124 142H126L127 146H125L126 144H124V147H123V145H122L124 143ZM261 140H263V138H261ZM3 141H6L4 143H8V144L7 145L3 144ZM96 141H99V143H97ZM119 141L122 142L121 145H120ZM107 142L108 143L110 142V143L108 144ZM87 143H90V144H87ZM93 144L94 145L98 144V146L99 145L101 146V144H102L103 146H101V151H103V152H101V151H100L101 153L99 152L98 149L100 146L99 147L97 145L93 146ZM113 144L116 145V147ZM4 145H6V146H4ZM90 145H92V146H90ZM80 146H81V149H80ZM105 146H108V148L106 147L107 149H105ZM51 147L55 151V153H53V150H51L52 152L50 151ZM89 147H91V148H89ZM103 147H104V150H102ZM125 147H127L126 150H125ZM46 148H48L47 151H45ZM68 148H70L69 151H68ZM115 148H117L116 150L117 151L119 150V152H116ZM119 148H121V149H119ZM122 148H124V150H122ZM211 148H213V149L211 150ZM33 149H35V150H33ZM61 149H63V151ZM130 149H133V148L130 147ZM140 149H141V151H140ZM36 150H37V152H36ZM48 150L50 152H48ZM70 150L73 152L70 153ZM94 150L98 151L100 155L105 154L107 156V158L105 159L104 158L105 155H104L103 157L101 156L102 159H100V156ZM39 151H41V153H40L41 155L38 156V154H37L35 156H31L35 153H39ZM61 151L63 154L61 153ZM65 151H67L69 153V155ZM143 151H144V153H143ZM45 152H47L49 154H47ZM93 152H95V153L93 154ZM106 152L107 153L109 152V155ZM136 152L138 155H136ZM211 152H213V153L215 152V155L212 154ZM42 153L43 154L45 153L46 155H49V156H45V159H42V157L44 158V156H42L43 155ZM64 153L68 157L65 156ZM112 153L114 156L112 155ZM114 153L115 154L117 153L116 154L117 156ZM126 153L129 155L131 153L133 156H135L134 157L135 162L133 160L134 159L133 156L130 155L132 158L128 157V158H131L129 160L127 158L128 155ZM14 154H16V155H14ZM52 154L54 155V157L56 159L54 157H51ZM55 154H56V156H55ZM70 154L71 155L73 154L75 156L72 155V158H71ZM86 154H88V156H89V157H87V159L89 160L88 162L90 164H92L89 166H90V168H91V166L93 167L92 168L93 170L91 169L93 172V175L92 174L89 175V173L91 171H89L90 169L87 171L89 166L86 164H85V167L87 169L83 167L86 170H81L82 165L84 166V163L87 162L85 160L83 161V158H85V156H87ZM62 155H64V157ZM80 155H83L84 157L83 156L80 157ZM94 155L95 156L98 155L97 157L100 159V161L104 160L103 161L104 164L102 166H101V164L103 162L102 163L100 161L98 162L99 159L97 160V157H95ZM139 155L140 156L142 155V156L140 157ZM49 157H51V158H49ZM73 157L75 160H73ZM92 157H95V158H92ZM28 158H31V159H28ZM33 158H35V159H33ZM117 158L115 160H119V158L118 159ZM7 159L10 160L11 162L8 161ZM62 159H61V161H62ZM64 159H63V161H64ZM80 159L82 160V162ZM94 159H96L97 161ZM124 159H126V161ZM139 159L142 160L141 163L139 162ZM115 160H113V161H115ZM180 160L182 161V163L184 165L182 163H180ZM58 161H60V159ZM56 162H57V160H56ZM96 162H98V163H96ZM136 162L139 163V166L141 168L138 166V164H136ZM142 163L144 166L141 165ZM145 163H147L146 164L147 166L145 165ZM13 164H15V163H13ZM67 164H69V162ZM77 164H79V165H77ZM93 164L96 166H94ZM97 164L100 165V168H98ZM189 164H191V165H189ZM76 165L78 167L77 168L78 170L75 167ZM80 165H81V167H80ZM150 165H151V167H150ZM254 165H256V166H254ZM12 166L13 165H11V167H8L9 171H11L10 168H12ZM72 166L70 164L69 168H71V170H74V168ZM136 166L138 167V169ZM94 167H95V170H97L96 168H98L99 170H101V172L100 171L94 172ZM146 167L148 170L149 169L152 170V172L150 170L148 171L146 169ZM187 167L191 170H189ZM67 168H68V166L64 168V172H66V173H67V170H66ZM69 168H68V170H69ZM181 169H183V170H181ZM126 170H129V169L126 168ZM135 170L143 171L144 173L147 170L148 172L146 171V173L144 174L143 172H138V171L136 172ZM62 171H63V168H62ZM96 172H97L96 175H98V176L95 175V178H94L93 176ZM178 172H181V173L179 174ZM182 172H184V173H182ZM81 173L83 174V176ZM85 173L88 174L90 176V178L92 176V179H94V180H92L88 176H86ZM137 173H139V174H137ZM151 173H152V175L149 176V174H151ZM174 173H175V175H174ZM241 173H243L245 175L246 174L250 175L249 179H247V178L243 179L242 182H244L245 184L242 183V185H241L242 187H245L246 185H248V186H250L249 189H246V188H243V190H240L239 188L235 189L236 186L234 187L233 184L237 178L238 179L240 178L239 175ZM263 173H264V171H263ZM11 174H12V171H11L10 175L9 174L8 175L11 176ZM13 174H14V176H16L15 173H13ZM99 174L102 177L101 179H98ZM8 175H7V178L9 181L10 180L13 181V179H14V181L11 183L13 185V187L10 184L11 181L9 183H6L7 178L5 180H2V183H4V184L0 185V205H1L0 206V211H1L0 213L3 216L2 211H4V214L6 215V212L9 210L10 213L12 211L11 214H13V212H14V216H15L16 212H17V215H19V213L21 214V212L23 210H25V208H26V214L28 213V214L32 215L33 211L31 210V208L29 210L30 206L28 204H26L27 206H29L28 207L29 212L32 211L31 213L28 212L27 206L24 205V203H27L24 201V197L26 196V194L28 195V197H30V199H32L31 196L34 195L31 192L32 190H30L29 188H28L29 190H27L28 192L25 190L27 193H23L25 196H23L22 201H24V202L22 203L21 202L22 197H20V198L18 197V194H17L18 192L14 193V192H16V189H15V191L13 189L15 187L14 183L16 180H15V178H12L13 176L9 177ZM84 175L87 178L84 177ZM183 175H184V177H183ZM81 176H82V178H81ZM176 176H178L179 179H178V177L176 178ZM10 178H12V179H10ZM80 178H81V180H80ZM76 179H77L78 184L76 182ZM87 179H89L90 182H94V184L90 183V184H92V186L91 185L89 186ZM96 179L101 180V181L97 182L98 180H96ZM109 180H110V182H109ZM247 180H248V182H247ZM80 181H82V182H80ZM128 181H129L130 185H132V186L129 187ZM166 182H168L169 184ZM249 182H250V184H249ZM159 183H160V185L162 183L165 184L164 185L165 187H168V189L170 188L169 191L167 193L166 192L161 193V191L157 188V187H159ZM7 184H8V186H7ZM104 184L106 187L103 186ZM78 185H79V187H78ZM134 185H136V186H134ZM89 187H90V189H89ZM107 187H108L109 191H108V189H106ZM220 187H222V188L220 189ZM156 188L158 189V191ZM10 190H11V192H10ZM76 191L77 190H74V192H76ZM141 192H142V194H141ZM78 193H80V190H78ZM69 194L71 195V197L73 196V192H70ZM69 194L67 196H70ZM9 195H10V197H9ZM256 195H259V197L257 196V198H256L255 197ZM260 195H261V197H260ZM19 196H22V195L19 194ZM76 196H79V197H77L78 199H76L77 201H75V202H78L77 203V205H78L80 202V194H77ZM28 197L26 199H28ZM165 198L169 199V200L165 201L166 200ZM74 200H75V197H74ZM15 202H17V203H15ZM5 203H6V206H3V205H5ZM13 203H14V205H13ZM16 204L18 205V207ZM19 204H22V205L19 206ZM71 204H74V202ZM9 205H10V208H12L11 211H10V208H8ZM12 205L15 206V209H14V207H11ZM4 207H6V209ZM77 207H79V206H76V209H75V205H73V206L70 205V207L68 205L67 211L70 210L71 212L77 213V211H79V210H77ZM249 207L253 211L250 210ZM7 208H8V210H7ZM19 208L20 209L22 208L21 212L19 210H16ZM79 209H80V207H79ZM247 209H249V210H247ZM75 210H77V211H75ZM18 211H19V213H18ZM248 211H251L253 214L251 212H248ZM9 212L7 214L8 218L11 215ZM24 212L25 211H23L22 213L25 215ZM256 212H258V211H256ZM79 213H80V211H79ZM249 213H251L254 216L250 215ZM5 215L3 217H4V221L7 222L6 225L8 227L13 226V225H10V221H9L10 218H9V220H7V216L5 218ZM10 217H12V215ZM197 219L201 220L200 221L201 223L198 222L199 220L196 221ZM245 219L248 221H246ZM243 220H245V221H243ZM245 222L246 223L250 222L251 226H253L254 229L252 227L253 230H251L249 224L245 225ZM71 224H72V222H71ZM71 224L69 223V225H71ZM167 224H168V226H167ZM243 225L246 226V227H244V229L246 228L245 230L242 229ZM64 226L67 227L68 225H64ZM158 226L156 228H158ZM239 226H240V229L238 228ZM5 228H7V227H5ZM13 228H16V227L14 226ZM210 228H214V229L216 228V232H217L216 234L217 235L216 234L214 235L215 239L214 238L212 239L211 237H208L209 239H206L208 236V232L206 230H209ZM219 228H222V229H219ZM241 229L243 231H241ZM219 230H221V231H219ZM239 230L241 232H244V231L247 232V234H249V238L247 240H245L246 238L241 239L240 237H242L241 236L242 234H241V232H239ZM246 230H248V231H246ZM205 231H206V233H205ZM230 231H231V233H230ZM238 232L241 235H239ZM236 234L239 235V237ZM245 234H244V236H245ZM73 235H75V234H73ZM263 237H264V235H263ZM239 238L241 239V241L243 240V242L241 243V245H239V247H237L235 244L237 243V241L239 242V240H240ZM208 240H209V242H208ZM210 241H212L214 243L217 242V245L214 246L215 249L213 251L210 247H208V246H211ZM9 244H10V242L2 243V244L0 243V249L2 250V251L0 250L1 254H5V252H10V250L12 251V248L9 247ZM193 249H197V252H195ZM251 252H253V254L256 253V255L253 256V254H251ZM34 253H35V250L32 249V252L30 253V255L29 254H28L29 256L26 255V259H25V255H21L19 257L17 256L16 258L14 257L15 260H14V258H11V259L14 260V262H13L14 264H31L30 262H33L32 264H37L38 262L43 261L42 259H39L38 257H36V253L35 254ZM31 254H32V256H31ZM243 254L246 255V257L244 259H242ZM37 255H39V254H37ZM40 255H42V254H40ZM11 259L9 261H11ZM28 259L30 260L29 263L26 262ZM38 259H39V261H38ZM48 263L53 264L52 262H48ZM48 263H45V264H48ZM54 264H56V263H54Z\"/></svg>", "mask_w": 264, "mask_h": 264}]
</instances>
